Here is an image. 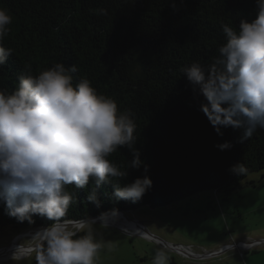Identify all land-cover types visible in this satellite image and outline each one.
I'll return each mask as SVG.
<instances>
[{
	"label": "trees",
	"instance_id": "16d2710c",
	"mask_svg": "<svg viewBox=\"0 0 264 264\" xmlns=\"http://www.w3.org/2000/svg\"><path fill=\"white\" fill-rule=\"evenodd\" d=\"M0 8L12 16L2 43L13 50L0 67V88L12 91L22 71L35 75L55 63L75 65L74 85L89 79L136 124L134 147L143 165L113 183L123 186L147 175L152 187L133 203L116 200L114 185L103 184L97 207L86 198L93 182L85 189L68 185L77 202L67 219L167 207L207 190L228 199L249 176H264V129L243 142L241 129L221 127L218 135L201 111L204 97L181 71L194 62L211 64L226 42L222 25L238 30L241 19H255V0H0ZM225 141L232 147L219 150ZM132 158L127 147L109 156L122 168ZM236 164L245 166V174L231 171ZM51 223L40 215L18 221L0 201V229H9L10 240Z\"/></svg>",
	"mask_w": 264,
	"mask_h": 264
},
{
	"label": "clouds",
	"instance_id": "9594fccd",
	"mask_svg": "<svg viewBox=\"0 0 264 264\" xmlns=\"http://www.w3.org/2000/svg\"><path fill=\"white\" fill-rule=\"evenodd\" d=\"M255 3V19H241L238 30L222 25L226 42L211 64L194 62L181 69L193 91L204 97L201 111L217 134L223 135L221 127L241 129V142L264 129V0ZM11 23L8 10L0 8V67L13 54L2 43ZM76 71L75 65L55 63L35 75L22 71L12 91L0 88V201L18 221L31 222L33 215L52 221L32 238V252L21 247L16 251L15 264H23L33 253L36 264H96L105 247L97 238L96 224L108 228L109 214L67 219L77 198L66 186L85 189L93 182L86 198L97 207L103 184L114 185L116 200L133 203L152 187L147 175L123 186L113 183L126 178L129 168L143 165L134 147L136 124L89 79L74 85L71 73ZM121 147L133 155L123 168L109 159ZM231 147L228 141L217 145L221 151ZM144 168L147 172V165ZM231 171L243 175L246 168L236 164ZM111 215L115 217V211ZM151 264H170L168 251L157 248Z\"/></svg>",
	"mask_w": 264,
	"mask_h": 264
},
{
	"label": "rangeland",
	"instance_id": "374dc122",
	"mask_svg": "<svg viewBox=\"0 0 264 264\" xmlns=\"http://www.w3.org/2000/svg\"><path fill=\"white\" fill-rule=\"evenodd\" d=\"M128 217L147 231L143 233L125 218L123 222L135 228L123 229L126 225H122V230L111 224L103 228L97 223V238L105 247L96 264H151L157 248L168 251L170 264H264V176L260 174L249 176L228 199L221 192L207 190L167 207H140ZM38 230L12 243L15 237L10 240L9 229H0V248L17 245L32 252L36 243L32 238ZM162 241L189 249L193 254L188 256L224 251L197 259L181 255ZM252 242L255 245H243ZM15 253L0 258V264H15ZM23 264H35L34 253Z\"/></svg>",
	"mask_w": 264,
	"mask_h": 264
},
{
	"label": "water",
	"instance_id": "95a60500",
	"mask_svg": "<svg viewBox=\"0 0 264 264\" xmlns=\"http://www.w3.org/2000/svg\"><path fill=\"white\" fill-rule=\"evenodd\" d=\"M130 211H128V212H124V211H118V212H115L116 213V215H122L127 221H131V222H133L134 224H135V222L131 219V218H129L128 217V213H129ZM109 214V216H112L111 214H112V212H110V213H108ZM115 215V216H116ZM94 218H96V217H94ZM97 223H100L99 221H97ZM109 224H111V223H109ZM111 225H114V226H117L118 228H120L118 225H116L115 223L114 224H111ZM137 226V225H136ZM137 227H142L143 228V230H144V226H137ZM42 229H44V228H42ZM122 229V228H121ZM41 230V229H40ZM123 230V229H122ZM31 231H33V230H30V232H28V233H31ZM145 232L147 231V230H144ZM25 234H27V233H25ZM25 234H19V235H17L14 239H13V241H12V243L13 242H15V240L16 239H18V238H20V237H22V236H24ZM259 243H261V242H258L257 241V244H259ZM161 244H163V245H165L166 247H168V248H170V249H172V250H174V251H178V250H176V248L175 247H177V246H179V245H172V244H169V243H166V242H161ZM250 245H255L254 244V242H252V243H250ZM182 247V246H181ZM235 247H238V246H235ZM1 249H8V247H5V248H1ZM224 250H221V251H218V252H215V253H207L206 255H202V256H188V255H186V254H183V253H181V255L183 254V256H186V257H193V258H197V259H207V258H210V257H213V256H216V255H219L221 252H223ZM190 255V254H189Z\"/></svg>",
	"mask_w": 264,
	"mask_h": 264
},
{
	"label": "bare ground",
	"instance_id": "6f19581e",
	"mask_svg": "<svg viewBox=\"0 0 264 264\" xmlns=\"http://www.w3.org/2000/svg\"><path fill=\"white\" fill-rule=\"evenodd\" d=\"M111 219H113V220H111ZM123 220H125L124 219V217L122 216V215H116L115 217H113V216H109V222L111 223V224H114V223H116V225H118V226H120V227H122V225L123 226H125V227H123V229H126V227H127V229H130V228H135V227H132V225L131 224H127L126 222L124 223L123 222ZM134 225H136V224H134ZM129 226V227H128ZM42 230V229H41ZM41 230H38L37 232H35V233H40L41 232ZM27 234H34V233H27ZM27 234H25L26 236H27ZM36 235V234H35ZM34 235V236H35ZM33 236V237H34ZM17 240V239H16ZM15 240V241H16ZM249 246H251L250 244H248ZM247 245V246H248ZM19 249V247L17 246V245H14V246H11V248H9V249H1L0 248V251L1 250H3L2 252H0V258H3V257H7L9 254H12V253H15L17 250ZM32 249V248H31Z\"/></svg>",
	"mask_w": 264,
	"mask_h": 264
},
{
	"label": "built area",
	"instance_id": "2783aa9c",
	"mask_svg": "<svg viewBox=\"0 0 264 264\" xmlns=\"http://www.w3.org/2000/svg\"><path fill=\"white\" fill-rule=\"evenodd\" d=\"M126 222H128V221H126ZM129 223H132L131 221H129ZM121 228V227H120ZM143 233L145 232L144 230H143V228H139ZM248 245V243H244L243 245ZM176 248V250H178V251H180L181 253H183V254H193L189 249H185V248H183V247H181V246H177V247H175Z\"/></svg>",
	"mask_w": 264,
	"mask_h": 264
},
{
	"label": "crops",
	"instance_id": "0c3cea01",
	"mask_svg": "<svg viewBox=\"0 0 264 264\" xmlns=\"http://www.w3.org/2000/svg\"><path fill=\"white\" fill-rule=\"evenodd\" d=\"M186 255H189V254L186 253Z\"/></svg>",
	"mask_w": 264,
	"mask_h": 264
},
{
	"label": "flooded vegetation",
	"instance_id": "af4514ba",
	"mask_svg": "<svg viewBox=\"0 0 264 264\" xmlns=\"http://www.w3.org/2000/svg\"><path fill=\"white\" fill-rule=\"evenodd\" d=\"M127 228V227H126Z\"/></svg>",
	"mask_w": 264,
	"mask_h": 264
}]
</instances>
